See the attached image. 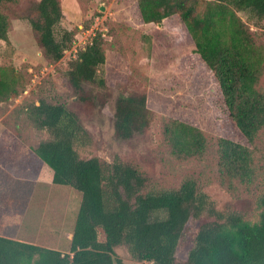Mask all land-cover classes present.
<instances>
[{
  "label": "trees",
  "instance_id": "16d2710c",
  "mask_svg": "<svg viewBox=\"0 0 264 264\" xmlns=\"http://www.w3.org/2000/svg\"><path fill=\"white\" fill-rule=\"evenodd\" d=\"M20 0H0V41L8 43L12 19L28 22L35 43L50 64H60L76 31L60 28V0H39L20 7ZM143 24L158 25L178 16L194 45V53L212 74L223 105L236 129L252 145L264 129V34L250 30L264 23V0H137ZM105 43L95 32L76 56L65 62L72 97L99 109L105 88L99 77ZM20 75L0 67V104L19 96ZM27 114L48 139L31 144L18 137L0 138V169L12 178L32 183L67 186L80 193L70 246L52 250L0 236V264H123L115 250L123 247L137 263L149 264H264V189L256 198L258 220L240 213H221L199 189L183 178L176 186L155 188L136 166L116 156L111 164L98 158L81 159L74 149L85 129L67 105L40 99ZM146 92L118 95L112 115L113 135L130 141L154 120ZM11 136V135H10ZM162 138L179 161L217 160L216 181L229 190L253 180L252 151L239 143L209 141L198 128L177 120L162 123ZM164 214L162 219L158 214ZM193 245L184 260L177 253L189 223H197Z\"/></svg>",
  "mask_w": 264,
  "mask_h": 264
},
{
  "label": "rangeland",
  "instance_id": "374dc122",
  "mask_svg": "<svg viewBox=\"0 0 264 264\" xmlns=\"http://www.w3.org/2000/svg\"><path fill=\"white\" fill-rule=\"evenodd\" d=\"M39 0H20V7ZM63 20L60 28L76 31L72 47L60 64H50L35 43L29 24L12 19L8 43L0 41V67L20 75L19 96L0 104V138L18 137L31 144L48 139L30 121L27 110L38 100L65 104L76 112L85 133L74 149L81 159L98 158L111 164L118 156L146 173L157 188L176 186L191 177L221 213H240L246 220H258L256 198L264 189V129L254 144L242 137L230 119L212 74L194 53V45L178 16L160 24H143L137 0H60ZM102 9V10H101ZM241 20L262 40L260 29L252 27L246 14ZM105 43V64L99 77L105 88H95L105 105L91 108L72 97L64 70L66 60L76 56L95 32ZM264 93V76L261 80ZM146 92L147 108L154 113L148 129L130 141L113 135L112 115L118 95ZM177 120L201 130L207 139L224 138L252 151L254 176L250 185L229 190L216 181L217 160L179 161L162 138V123ZM16 133V135H15ZM11 135V136H10ZM15 135V136H14ZM80 193L67 186L32 183L12 178L0 169V236L44 248L67 252ZM159 219L164 214L157 215ZM197 223H189L177 253L183 261L193 245ZM123 264L137 263L125 248L115 250Z\"/></svg>",
  "mask_w": 264,
  "mask_h": 264
},
{
  "label": "crops",
  "instance_id": "0c3cea01",
  "mask_svg": "<svg viewBox=\"0 0 264 264\" xmlns=\"http://www.w3.org/2000/svg\"><path fill=\"white\" fill-rule=\"evenodd\" d=\"M18 241H20V240H18Z\"/></svg>",
  "mask_w": 264,
  "mask_h": 264
},
{
  "label": "water",
  "instance_id": "95a60500",
  "mask_svg": "<svg viewBox=\"0 0 264 264\" xmlns=\"http://www.w3.org/2000/svg\"><path fill=\"white\" fill-rule=\"evenodd\" d=\"M102 10V9H101ZM71 237V236H70Z\"/></svg>",
  "mask_w": 264,
  "mask_h": 264
}]
</instances>
